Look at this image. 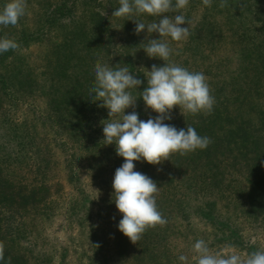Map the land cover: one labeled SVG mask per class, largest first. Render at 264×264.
<instances>
[{
    "label": "trees",
    "instance_id": "trees-1",
    "mask_svg": "<svg viewBox=\"0 0 264 264\" xmlns=\"http://www.w3.org/2000/svg\"><path fill=\"white\" fill-rule=\"evenodd\" d=\"M220 3L212 0L208 7L202 0H189L180 13L190 22L181 25L189 27L190 35L181 41L148 33L147 28L136 34L135 18L147 24L160 17L117 18L112 12L120 6L119 0L43 1L42 12L26 8L39 15L36 29L20 28L19 36H8L19 47L0 53V113L6 110L0 118V139L4 129H11L15 137L30 130L8 114L9 106L22 108L27 94L43 100L44 106L32 117L48 124L55 138L66 135L73 144L66 157L69 179L84 181V170H90L91 192L80 186L79 195L68 201L71 209L67 208L70 225L78 223L79 259L86 257L85 264H185L179 256L190 251L176 252L170 244L171 237L182 235L192 250L198 239L207 241L214 235L215 248L206 242L213 254L239 250L247 256L264 250L259 240L246 238L252 229L264 232V0H227L224 8ZM180 13L166 15L174 18ZM2 29L0 37L5 36ZM115 36L122 42L119 47ZM150 39L169 44L173 50L169 62L203 72L215 98L211 114H183L175 106L172 118L164 123L185 131L192 126L212 142L183 156L173 153L160 164L134 161L135 171L157 183L156 203L167 224L149 228L133 243L118 228L123 214L112 187L124 158L117 154L115 143L103 144L109 110L92 99L91 89L98 60L111 68L128 67L142 83L129 90L137 99L125 114L135 111L145 121L158 116L143 108L140 97L147 87L143 66L151 69L165 63L142 48ZM42 40L48 50L39 67L21 50ZM28 145L21 142L20 149ZM1 157L0 152V163ZM48 167L47 163L38 168V173ZM55 203L52 185L45 179L19 182L5 176L0 167V242L5 245L0 264H8L9 257L11 264H66L67 251L56 258L45 246H35L42 244V231L53 221ZM195 218L201 221L194 226ZM193 252L186 264H195Z\"/></svg>",
    "mask_w": 264,
    "mask_h": 264
},
{
    "label": "clouds",
    "instance_id": "clouds-1",
    "mask_svg": "<svg viewBox=\"0 0 264 264\" xmlns=\"http://www.w3.org/2000/svg\"><path fill=\"white\" fill-rule=\"evenodd\" d=\"M211 7L212 0H202ZM189 0H119V7L112 12L117 18H135L138 14H148L160 19L144 23L135 18V32L139 34L145 28L148 33L158 32L160 37H170L173 41L187 39L189 27L181 25L190 22L180 10L185 9ZM227 6V0H221L220 8ZM27 0H7L0 8V26H15L26 13ZM180 13L173 17L167 13ZM121 28V27H115ZM17 41L8 36L0 37V53L16 50ZM149 57H158L163 66L152 65L145 75L147 87L141 92L146 107L159 115L146 121L138 118L133 111L125 114V109L134 107L137 97L129 91L138 88L142 81L133 76L128 67L111 68L99 60L95 65L94 100L106 107L109 119L103 122V141L105 145H116V152L124 158L122 166L115 170L112 187L115 204L123 214L119 221V230L131 242H138L142 235L157 225L165 226L167 219L159 211L156 194L157 183L147 175L135 171L134 161L143 159L149 164H160L173 153L186 155L197 149H206L212 142L207 136H200L195 128L177 129L164 123L171 119L170 112L179 106L183 114L196 115L203 112L211 114L215 98L211 94L207 77L203 72L190 71L187 68L169 62L172 49L161 39H150L142 47ZM120 117L119 119H110ZM94 198H98V192ZM197 253L195 264H264V250H257L241 257L235 251L213 254L204 239H198L193 246ZM5 245L0 242V261L5 259ZM181 262H187L186 255H180ZM11 264V258H8Z\"/></svg>",
    "mask_w": 264,
    "mask_h": 264
},
{
    "label": "rangeland",
    "instance_id": "rangeland-1",
    "mask_svg": "<svg viewBox=\"0 0 264 264\" xmlns=\"http://www.w3.org/2000/svg\"><path fill=\"white\" fill-rule=\"evenodd\" d=\"M43 1L47 0H42V2ZM6 2L7 0H4V3L2 5L0 4V8H2ZM42 2L37 4L36 0H27V8H35L39 12H42L40 8L43 6ZM25 14L26 15L20 18L17 25H15L17 28H14V26H0V29L3 28L2 31L5 36H19L17 34L20 33V28L28 32L36 29L38 26V13H35L32 10H27ZM115 27L117 26H114V28ZM114 38L116 39L114 43L119 47L122 44L120 38L118 36H115ZM45 50H48L46 40H42L29 47L22 48L21 52L30 62L34 61L36 63L34 65L40 67L39 64ZM143 68L146 73L151 70L148 67L145 68L143 66ZM26 97L28 98V101L23 104L24 106H22V108H14L12 105L9 106L7 111L8 114L14 117L17 121L24 122V125L22 124L23 128H29L30 130L25 131L24 136L20 137L12 135L11 129L1 130L3 137L0 139V152L3 161L0 163V167L5 176L16 179L19 182L25 183L36 177V180L42 181L45 179L52 185V191L56 198V214H54L53 221L46 227L45 232L42 231L44 234L42 237L45 236L44 239H42V244H37L35 246L37 248H44L45 246L51 251L53 257L56 258H59V255L62 254L63 251H67L68 256L66 258V264H85L87 260L86 257L81 256L85 261L79 259L80 251L82 249L79 242L78 223L75 221L73 226L70 225V218L67 217L70 212L67 208L69 206L71 209L68 201L71 199L74 200V196L79 195L80 186L86 190V193L91 192V187L89 186L90 170H84V175L82 177L84 181L76 183L69 179L66 157L68 159L72 154L71 148L73 147V144L66 135H57V138H55L48 124L34 120L32 117L33 111H38L40 107L44 106V102L41 99H35L30 94H27ZM143 108L151 109L146 107L145 102H143ZM4 112L6 113V110L0 113V118H3ZM128 112L129 108L125 109V113ZM18 128L23 129L21 127ZM33 141H36L35 150H33ZM21 142H29V145L20 149ZM47 163L50 167L38 173V168L46 166ZM200 221L201 220L198 218L193 219V225L195 226V223L198 224ZM201 226L204 227V222ZM246 234L247 239L250 237L249 239H251L252 242L259 240L258 242L261 243V246H264V232L259 231L257 228L246 232ZM215 240V236L210 235L206 242L210 243V245L215 248V243H217ZM186 241V237L183 235L170 238V244L173 249L175 248L176 252H184L186 250L193 252L192 248L186 246ZM226 251L228 250H225L224 252ZM232 251H235L237 254L241 255V257H246L244 251L242 254L238 252L239 250ZM190 252H185L184 254L188 256ZM193 253L196 254L195 252ZM219 253H223V251H220ZM56 262H58V259H56Z\"/></svg>",
    "mask_w": 264,
    "mask_h": 264
}]
</instances>
